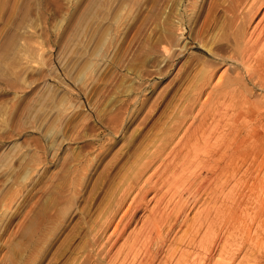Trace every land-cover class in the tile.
Wrapping results in <instances>:
<instances>
[{
	"label": "rangeland",
	"instance_id": "obj_1",
	"mask_svg": "<svg viewBox=\"0 0 264 264\" xmlns=\"http://www.w3.org/2000/svg\"><path fill=\"white\" fill-rule=\"evenodd\" d=\"M240 41L264 0H0V264H264L263 157L210 188L187 139L262 133Z\"/></svg>",
	"mask_w": 264,
	"mask_h": 264
},
{
	"label": "bare ground",
	"instance_id": "obj_2",
	"mask_svg": "<svg viewBox=\"0 0 264 264\" xmlns=\"http://www.w3.org/2000/svg\"><path fill=\"white\" fill-rule=\"evenodd\" d=\"M242 28V27H241ZM263 37V36H262ZM238 39V38H237ZM261 39V38H259ZM262 41V40H261ZM241 44L238 46L239 48V53H240V59L242 60V63H244L246 66L250 65L251 64V61L252 60H256L257 57L258 59H264V52H262L261 50H259L258 52V47H257V43L255 44H250L246 42H242L240 41ZM255 42V41H254ZM258 42V41H257ZM260 42V41H259ZM244 43V44H243ZM252 43V42H251ZM238 44V43H237ZM261 44V43H260ZM264 47V46H263ZM237 58V57H236ZM257 59V60H258ZM263 61V60H261ZM257 62V61H256ZM255 62V63H256ZM264 62V61H263ZM262 62V63H263ZM260 63V61H259ZM258 65V62L256 63ZM255 66V64H253ZM262 66V65H260ZM264 66V65H263ZM257 67V66H256ZM254 67V69L252 68L248 73L254 77L255 75L258 74L259 70ZM256 68V70H255ZM247 69V68H246ZM248 71V70H247ZM232 78V77H231ZM229 79L228 81V84L229 86L231 87L230 89L232 90V88H234L235 86V82H236V79L232 78V79ZM251 78V77H250ZM208 79V78H207ZM224 81L223 77L220 78V82ZM226 86H228L226 84ZM219 87V86H218ZM205 88V87H204ZM222 88V87H221ZM228 88V87H227ZM229 90V89H228ZM234 91V90H233ZM222 94V93H221ZM226 96V95H225ZM225 96L223 98H225ZM223 102V101H222ZM222 104V103H220ZM213 106V105H212ZM210 106V108L212 107ZM207 107V106H206ZM205 109V107H203ZM206 110V109H205ZM204 110V111H205ZM214 110V108H213ZM208 111H211V109L209 110L208 108ZM221 112V111H220ZM204 113V112H203ZM202 113V114H203ZM219 113V112H218ZM205 114V113H204ZM223 116V115H222ZM223 119V118H222ZM225 120V119H224ZM223 120V121H224ZM222 121V120H221ZM229 122H232V121H229ZM222 123V122H220ZM226 123V122H225ZM224 123V124H225ZM201 124V125H200ZM200 126L197 127L196 125V132L194 133H191V136L188 134V138L189 139V143H192V140H193V146H197L198 147L200 146H204L202 147V149L204 148L205 151H206V154H207V162H206V159L205 162V166L210 170L211 172V176H210V188L212 187V184L214 185H217L218 183H224V182H227L228 180H230L231 178L233 179L237 173H239L241 171V167L240 165V162L242 159H246V161L248 162H251L250 164H252L251 166H253V161H255L256 159L258 158H261L263 157V159L261 160V164H262V169H264V123H259L257 124V130L259 128H261L263 131H261L262 133H259V131H257V134L254 133L255 130H250L248 131L247 129H243V128H250L249 127V124L248 123H229V124H226L227 126H220L222 124H219V123H203L200 122ZM219 124V125H218ZM223 124V125H224ZM255 124V123H254ZM256 126V124H255ZM251 129H252V126H251ZM193 130V129H192ZM243 131H246V133H244ZM191 132V131H190ZM199 132H201V135L199 134ZM244 133V134H243ZM203 134V135H202ZM195 140H194V139ZM186 139V142L187 144L188 141ZM191 141V142H190ZM183 142V141H182ZM186 145V144H185ZM192 146V147H193ZM193 147V148H194ZM191 148V147H190ZM197 148V147H196ZM195 148V149H196ZM202 150L201 148H197V150ZM203 151V150H202ZM205 151H203L205 153ZM195 152V150H194ZM192 154V153H191ZM196 154V153H195ZM198 157V156H197ZM224 160V162H223ZM228 161V163H227ZM228 164L226 167V163ZM177 164V163H176ZM242 165V164H241ZM197 166V165H196ZM251 166H249L248 168H250ZM261 167V166H259ZM205 168V167H204ZM184 170V169H183ZM246 173V172H245ZM208 177V176H207ZM231 179V180H232ZM217 183V184H215ZM263 185V184H262ZM262 185H260L259 187H262ZM221 186V185H220ZM222 187L223 184H222ZM220 189V188H219ZM221 190V189H220ZM215 191V198L213 199V201L217 202V195H216V189L214 190ZM213 191V192H214ZM218 194V192H217ZM217 198V199H216ZM220 202H225V200H223V197L221 199ZM237 202H241V201H237ZM234 205V204H233ZM232 205V206H233ZM240 205H238L239 207ZM218 208V207H217ZM236 208V207H235ZM236 211H238V209L236 210L235 209V212L233 211V213L236 214ZM216 212V211H215ZM155 213V212H154ZM239 213V212H238ZM221 214V215H220ZM220 215L221 217L218 216V218L216 217L217 216V213H216V216H210L212 215V212H210V220H209V224L212 228H215L217 229V224L218 226L219 225H222L225 221L227 222V217L225 216V212H224V209H221L220 208ZM227 214V213H226ZM242 214V213H241ZM229 215V214H228ZM227 215V216H228ZM239 215V214H237ZM232 216V219L234 221H231V222H227V224L229 223L231 226H232V229L233 227L236 228L237 224L239 225L240 221L238 218L239 216L243 217V215H239L238 217ZM207 217V216H206ZM231 218V217H230ZM208 219V217H207ZM243 219V218H242ZM166 220V219H165ZM231 219H229L230 221ZM242 222V221H241ZM220 223V224H219ZM210 227V228H211ZM238 228V227H237ZM249 230L252 228V226H248ZM263 229H264V225H263V220H261L260 222V233H257L259 234L258 237H260L262 239V235L263 234ZM238 230V229H237ZM252 232V231H251ZM158 233V232H157ZM160 233V232H159ZM156 234V233H155ZM249 237H252L251 233L249 232ZM159 236V235H158ZM256 236H254L255 238ZM256 237V238H258ZM253 238V237H252ZM254 238H253V241H254ZM264 239V238H263ZM262 239V240H263ZM260 239L258 238L256 241L258 242ZM252 241V239H251ZM255 241V242H256ZM262 243V241H261ZM260 245V244H259ZM253 249V248H252ZM255 249V248H254ZM253 249V250H254ZM252 250V251H253ZM256 251V250H255ZM258 251V249H257ZM252 252H250L251 254ZM258 253V252H257ZM256 253V254H257ZM252 254H255L254 252ZM259 255V254H258ZM254 256V255H252ZM254 258V257H253ZM256 257V262L259 263V264H263L262 263V260L261 258H258ZM255 259V258H254ZM212 261V260H211ZM223 262V261H222ZM221 263V262H220Z\"/></svg>",
	"mask_w": 264,
	"mask_h": 264
}]
</instances>
